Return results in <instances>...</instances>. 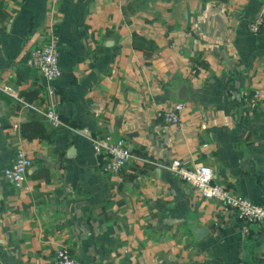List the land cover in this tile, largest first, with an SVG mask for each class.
<instances>
[{
  "label": "crops",
  "instance_id": "obj_1",
  "mask_svg": "<svg viewBox=\"0 0 264 264\" xmlns=\"http://www.w3.org/2000/svg\"><path fill=\"white\" fill-rule=\"evenodd\" d=\"M263 6L0 0V86L42 100L47 81L27 58L55 33L62 75L53 98L63 121L54 127L0 88V264H57L62 246L82 264H264L263 223L243 222L166 167L175 158L203 163L264 206V26L249 27ZM184 7L187 25L176 17ZM187 82L181 121L167 123L158 113ZM34 121L46 137L22 134ZM107 135L132 152L120 176L104 173L93 149ZM20 146L33 164L16 188L4 169ZM191 218L209 228L201 240Z\"/></svg>",
  "mask_w": 264,
  "mask_h": 264
},
{
  "label": "built area",
  "instance_id": "obj_2",
  "mask_svg": "<svg viewBox=\"0 0 264 264\" xmlns=\"http://www.w3.org/2000/svg\"><path fill=\"white\" fill-rule=\"evenodd\" d=\"M264 26V6L263 10L249 23L253 32H260ZM59 38L55 33L50 34L45 43L33 48L27 58V65L35 68L47 81L46 95L39 102L26 100L14 87L10 85L0 86L13 98L25 107L32 108L38 117L50 122L54 127L63 125L60 113L57 111V100L55 98V87L53 82L62 75L60 66ZM260 93L256 91L250 99V107H255L259 101ZM54 97V98H53ZM185 103H174L172 106L160 111L158 117L167 123H179L181 121V111ZM18 131L19 126H14ZM123 139H114L107 135L93 139V149L97 154L104 156L102 165L104 173L120 176L122 170L132 159V152ZM33 164L32 157L27 153L24 146H20L16 151V158L13 163L6 166L4 175L16 188L26 186L27 171ZM166 167L179 176L181 179L192 185L204 198L215 199L224 204L227 211H233L237 216L248 224H264V206L252 202L250 199L232 193L226 186L218 183L214 179V171L211 167L198 163L188 166L181 159H173ZM57 264H82L73 255L68 246L58 248L56 252Z\"/></svg>",
  "mask_w": 264,
  "mask_h": 264
},
{
  "label": "water",
  "instance_id": "obj_3",
  "mask_svg": "<svg viewBox=\"0 0 264 264\" xmlns=\"http://www.w3.org/2000/svg\"><path fill=\"white\" fill-rule=\"evenodd\" d=\"M176 17H178L184 25H187L189 22V14H188V11L185 9V7H184V10H181L179 11V13L176 14ZM187 85H188V82L185 84H182L180 90L178 91L179 93L178 98L175 99L176 103H185ZM248 159H249V155L246 153L242 164L245 165L248 162ZM189 225H190L191 232L193 233L194 238L197 241L201 240L202 238H204L206 235L209 234V228L206 225L199 222L196 218H191L189 220ZM4 242H5V239L0 235V243H4Z\"/></svg>",
  "mask_w": 264,
  "mask_h": 264
},
{
  "label": "trees",
  "instance_id": "obj_4",
  "mask_svg": "<svg viewBox=\"0 0 264 264\" xmlns=\"http://www.w3.org/2000/svg\"><path fill=\"white\" fill-rule=\"evenodd\" d=\"M25 126L27 127L25 129ZM22 134L28 136L30 135L31 137L33 136H42V137H46L47 133L45 132V129L36 121L32 122V123H25L22 126Z\"/></svg>",
  "mask_w": 264,
  "mask_h": 264
}]
</instances>
